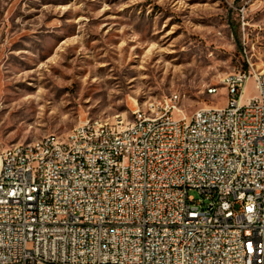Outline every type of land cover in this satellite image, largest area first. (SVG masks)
Returning a JSON list of instances; mask_svg holds the SVG:
<instances>
[{"label":"built area","instance_id":"2783aa9c","mask_svg":"<svg viewBox=\"0 0 264 264\" xmlns=\"http://www.w3.org/2000/svg\"><path fill=\"white\" fill-rule=\"evenodd\" d=\"M222 82L2 149L0 264H264V71Z\"/></svg>","mask_w":264,"mask_h":264},{"label":"rangeland","instance_id":"374dc122","mask_svg":"<svg viewBox=\"0 0 264 264\" xmlns=\"http://www.w3.org/2000/svg\"><path fill=\"white\" fill-rule=\"evenodd\" d=\"M248 67L264 71V0H0V151L173 94L187 115L224 106Z\"/></svg>","mask_w":264,"mask_h":264},{"label":"bare ground","instance_id":"6f19581e","mask_svg":"<svg viewBox=\"0 0 264 264\" xmlns=\"http://www.w3.org/2000/svg\"><path fill=\"white\" fill-rule=\"evenodd\" d=\"M212 94H215V93H212ZM179 111H181V112H182V110H181V109H179ZM87 121H95V119H87Z\"/></svg>","mask_w":264,"mask_h":264},{"label":"crops","instance_id":"0c3cea01","mask_svg":"<svg viewBox=\"0 0 264 264\" xmlns=\"http://www.w3.org/2000/svg\"><path fill=\"white\" fill-rule=\"evenodd\" d=\"M246 97V94H245V96H244V98Z\"/></svg>","mask_w":264,"mask_h":264}]
</instances>
